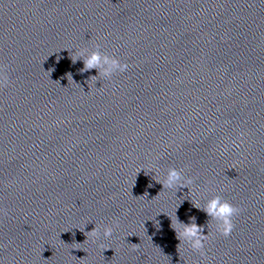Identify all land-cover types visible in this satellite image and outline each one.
<instances>
[{
	"label": "water",
	"instance_id": "water-1",
	"mask_svg": "<svg viewBox=\"0 0 264 264\" xmlns=\"http://www.w3.org/2000/svg\"><path fill=\"white\" fill-rule=\"evenodd\" d=\"M0 65V264H264V0H0Z\"/></svg>",
	"mask_w": 264,
	"mask_h": 264
},
{
	"label": "clouds",
	"instance_id": "clouds-1",
	"mask_svg": "<svg viewBox=\"0 0 264 264\" xmlns=\"http://www.w3.org/2000/svg\"><path fill=\"white\" fill-rule=\"evenodd\" d=\"M70 58L72 59L73 64H75L77 61L75 55H71ZM57 62H59V57L57 58ZM83 64L84 67L80 70L81 72H89L93 69H98L102 64L107 65V69L103 73L105 76H111L113 72H118L119 74H123L127 72L129 69V65L127 63H122L120 60L116 58H109L107 56L102 58L98 52H93L90 56L84 59ZM6 69H7V65H0V90L7 88L10 83L9 77L6 74ZM54 70L55 69H50L49 72L51 73ZM67 77H69L73 82L71 73H68ZM181 180H182L181 173L178 170L174 168L169 169L167 173V177L163 182H160L159 180L156 181V183L162 185V190L157 194V196L160 195V193L165 189L167 190L174 188L184 189L187 188L188 185L192 184L193 182L191 178L184 179L183 183H181ZM152 186H153L152 184L148 185L149 188H151ZM147 195H148L147 192H145L143 196H147ZM202 211L206 212L208 216L213 217L214 219L219 221L217 232L219 233L220 236L227 239L228 237L231 236L235 227L233 223V218L239 215L241 210L238 207L231 204L230 202H228L227 200H222L220 197H216L213 200H211L208 203L207 207L205 209H202ZM177 222H178V218H177ZM118 226H119L118 222H113L112 227L105 226L103 229L104 239L110 238L113 235L114 227H118ZM154 226L156 227L157 231L160 230L159 221H156ZM173 230L176 231L175 228H173ZM203 232H204L203 229L198 227L193 222L191 224L185 225L183 231L177 233L176 238L178 240L181 239L184 240L190 245V249L192 251L200 252L201 256H203L204 252L202 250L204 249L205 246L204 242L209 239V234L204 235ZM84 235L86 236V240L82 244L86 243L90 236L93 238H99L100 228L94 227L92 231L84 232ZM74 236L75 233H73V237ZM76 244H81V243H76ZM130 245L133 247L134 250L137 251L139 250V244H130ZM99 247L103 249V252L110 250V248H104L103 244H101ZM177 247L179 248V246ZM75 250L84 251L83 249H75Z\"/></svg>",
	"mask_w": 264,
	"mask_h": 264
}]
</instances>
